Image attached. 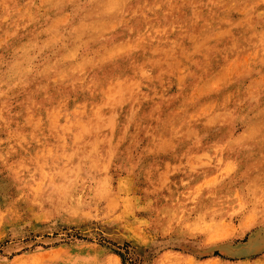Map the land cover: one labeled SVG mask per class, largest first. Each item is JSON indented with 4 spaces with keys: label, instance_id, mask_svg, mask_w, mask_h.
<instances>
[{
    "label": "rangeland",
    "instance_id": "374dc122",
    "mask_svg": "<svg viewBox=\"0 0 264 264\" xmlns=\"http://www.w3.org/2000/svg\"><path fill=\"white\" fill-rule=\"evenodd\" d=\"M0 120V264H264V0H0Z\"/></svg>",
    "mask_w": 264,
    "mask_h": 264
},
{
    "label": "bare ground",
    "instance_id": "6f19581e",
    "mask_svg": "<svg viewBox=\"0 0 264 264\" xmlns=\"http://www.w3.org/2000/svg\"><path fill=\"white\" fill-rule=\"evenodd\" d=\"M107 35V34H106ZM64 40V39H63ZM129 47V46H128ZM82 55V54H81ZM121 82V81H120ZM100 106V105H99ZM71 118V117H70ZM1 121V120H0ZM64 138V137H63ZM80 166V165H79ZM70 173V172H69ZM35 191V190H34ZM49 194V193H48Z\"/></svg>",
    "mask_w": 264,
    "mask_h": 264
}]
</instances>
